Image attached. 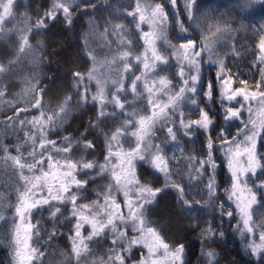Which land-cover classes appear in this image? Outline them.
Segmentation results:
<instances>
[{
  "label": "snow or ice",
  "instance_id": "obj_1",
  "mask_svg": "<svg viewBox=\"0 0 264 264\" xmlns=\"http://www.w3.org/2000/svg\"><path fill=\"white\" fill-rule=\"evenodd\" d=\"M169 3L176 9L174 21L162 0H132L131 7L116 9L118 14L130 18L131 23L119 16H108L103 29L99 28L96 18L89 15L85 44L89 33L103 31L110 42L118 46L116 52L101 60L100 64L114 65L119 61L122 75L112 77L116 90L111 93V102L127 117L110 135L105 134V163L99 165L98 172L92 177L97 179L107 172L109 182L102 190L96 191L95 198L81 199V190H85L90 181L82 178L80 172L95 170L96 162L74 158L81 148L85 151L96 149L94 141L84 133L75 142L67 135L60 139L52 138L53 126L66 118L70 110L71 97L65 98L58 113L47 114L43 108V93L34 105L28 107L7 101L11 115H5L0 121V159L10 162L15 176L8 177L6 184L0 180V200H7L13 209L12 228L18 245V264H33L36 251L33 237L39 225V221H33V211L43 206L49 207L50 215L54 218L70 217L71 231L67 239L77 256L91 248L89 241L94 237L109 231L112 234L109 248L112 264H170L180 261L184 246L177 245L173 249L160 232L149 224L143 213L145 205L155 203L158 195L168 188L175 190L184 208L215 206L225 217L232 219L235 215L237 222L232 226L244 242L245 249L253 257L264 258V231L257 234L252 226V209L264 196V32L252 35L248 47H245L243 43H238L241 38L238 34L232 35L234 30L226 23L217 21L204 27V16L198 14V0H182V3L181 0H169ZM10 5L15 10L13 0H0V9L5 14ZM252 6V0H240L242 11ZM96 7L92 5L93 10ZM83 10H88L87 5ZM73 11V6L66 0H51L50 5L35 19L27 12L23 13L27 32L21 36L19 54L34 56L35 52L31 50L33 29L46 32L49 21L60 16L68 25H72ZM185 16L187 20H194L196 27L201 29L199 41L187 37L173 41L169 32L165 31V24L170 30L174 23L180 32H188ZM109 23L111 32L106 31ZM160 42L167 44L166 53ZM248 53L252 54V64L258 69L257 74L252 80L237 79L238 74H234L229 67V60ZM173 62L176 65L175 80L159 67ZM206 64L215 66V82L209 79L204 85L202 74ZM185 65L192 66L187 76ZM2 71L4 69L0 67ZM148 72L153 73L151 78L147 76ZM129 73H132L131 77ZM80 75V72L75 73L77 77ZM24 85L25 92L31 91L32 84L27 79ZM106 87L104 80H96L92 100L99 105L98 119L105 115L103 105L109 99ZM201 91L208 100L218 99L222 102L224 120H238L235 131L221 127L213 132L215 120L197 99ZM121 93L144 98L147 111L139 114L133 109L131 116H128V101L123 99ZM157 94H163L166 99H161ZM2 95L7 96L8 93ZM84 97V103H87V91ZM186 97L197 108L195 116L185 111L183 102ZM173 111L175 115L171 114ZM29 113H32L30 117ZM169 115L172 119L164 123L162 131L171 143L180 145L178 152L181 155L177 163L184 161L182 171L179 170L183 177L181 181L174 178L168 156L155 148L154 142L149 139L157 122ZM246 117L251 118L252 125L260 122L259 134L248 133ZM98 119L94 126L98 125ZM194 126L201 128L205 134L203 153L186 150L181 141V135L189 139L193 137ZM128 129L135 144L125 151L122 141ZM13 136L15 141L8 143L7 140ZM26 145L29 150L25 154ZM152 148L155 150L150 151ZM217 152L223 156V166L230 176V181L223 187L218 181L220 163ZM173 156L176 154L173 153ZM137 158L147 159L162 176V183L144 182L134 163ZM184 178L189 186L199 188L202 184L201 193L206 191V195L190 194L192 189L186 187ZM13 193L15 200H8ZM220 193H223L222 197ZM65 204L68 206L67 217L64 215ZM4 219V214L0 213V221ZM202 232L207 237H214V223L205 221ZM54 235L55 229L52 228L48 233L49 240ZM208 255L213 257L214 253L209 251ZM57 264H63V261L58 260Z\"/></svg>",
  "mask_w": 264,
  "mask_h": 264
},
{
  "label": "clouds",
  "instance_id": "obj_2",
  "mask_svg": "<svg viewBox=\"0 0 264 264\" xmlns=\"http://www.w3.org/2000/svg\"><path fill=\"white\" fill-rule=\"evenodd\" d=\"M66 2L74 8L72 17L84 9L86 5L90 10L93 4L109 5V0H94V3H87L86 0H66ZM239 4L240 0H199L198 14L202 13L204 16V20L202 21L204 27H207L208 23L214 24L220 21L228 24L234 30L232 35L238 34L240 38H243L246 34L255 35L256 33L264 32V0H252L253 6L246 11H242ZM91 16L96 18L100 29L105 27V20L108 17L107 13L104 16H97L93 13ZM88 18L89 15L85 17V24L78 30L70 27L66 33L51 34L49 42L52 44V47L50 50L38 47L39 41L31 43V50L35 52L34 56L31 54H19V37L14 46L9 45L7 40L0 42V67L4 69V71L0 72V97L28 107L34 105L35 100L40 98L41 93H43V108L46 114L58 113L65 98L71 97L70 110L66 113V118L58 121L52 128L53 139H60L66 135L72 137V133L66 131V126L67 128H71L80 119L81 113L79 110L85 104V91L88 92L87 103L92 101L94 93L92 86L93 84L96 85L97 79L104 80L106 84L110 82L113 85L112 77L122 75L119 61L114 64L115 68L113 64H100L101 60L112 56L118 47L116 44L110 42L109 38L103 34V31L89 33L87 43L85 44L84 34L89 28ZM187 25L189 28L188 32H180L178 30L172 36H170L167 24L164 27L165 31L169 32V36L173 41L185 37L199 41L201 29L196 27V22L189 18ZM106 31H112L110 23L107 25ZM113 39H115V36H113ZM59 40H62L63 43L57 44L56 41ZM164 45L162 49L166 53L168 50L167 44ZM10 48L11 51H9ZM89 53L92 55H89ZM248 61L251 64V68L249 69V77H251L253 73H257L258 69L252 64L251 57H249ZM109 70H111V75H109ZM191 71L192 66L187 65L186 76ZM58 72L61 76H66V79L57 80ZM76 72L81 73L80 77L75 76ZM239 78L240 76H237V79ZM26 79L32 84V89L29 92L24 91ZM13 82L19 84V87H15ZM13 87H15L14 91L12 90ZM4 92H7L8 95L3 96ZM127 112L128 116H131V112L128 110ZM126 118L124 116L121 119L124 120ZM213 118L214 120L216 119L214 115ZM89 119L90 123L88 127H95L94 125H96L98 117ZM171 119L172 116L169 115L162 121H158L156 125H158L159 129H162L164 123H168ZM250 119L248 117L245 118L248 133L259 134L260 122L252 125ZM237 122L238 120H232L230 125L225 123V127L223 128L230 131ZM76 139L73 138V142ZM88 139H92L91 136ZM149 139L154 142L155 148H159L168 156L172 162V174L174 178L177 181H181L183 177L179 170L182 169L184 161L180 160L177 163L181 155L176 147L179 143H171L163 131L157 134L155 128ZM169 147H171V153L168 151ZM155 148L150 149V151L155 150ZM173 153L176 154L175 157ZM143 161L144 164L150 165L147 159ZM142 173L145 176L155 175L150 172V169L143 168V165ZM10 176L13 178L15 176L10 162L0 160V180L5 181L6 184ZM84 179L88 178L84 177ZM86 192L87 189L82 192V195H85ZM5 201L3 207L0 208V213H3L5 216V219L0 221V264H18L16 255L18 245L16 244L12 228L14 222L13 210L9 211L10 205L7 200ZM208 209L220 212L215 206ZM197 211L203 213L205 208L201 207L197 209L193 207L184 208V211H177L170 201L160 200L155 204L145 205L143 213L149 224L155 227L164 238L165 230H176L181 236L187 237L186 240L182 239L179 242L168 240L173 249L177 245L182 244L184 246L182 259L170 262V264H213V261L214 264H235L234 260L228 259L225 255L227 249L221 246L228 243L224 239L227 228L230 227L231 231L237 234V230L232 226L233 224H214L216 235L214 237H207L206 233L202 232L205 221L201 216L196 215ZM233 211L235 212V209ZM252 215V226L256 229L257 234L264 231V196L261 197L259 203L252 209ZM232 220L235 223L237 222L235 215ZM53 228L55 229V235L51 240H49L48 235L46 238H43L40 235V229L34 235L33 246L36 251L33 255V264H57L58 260L63 261V264H112V259L109 258L110 247L106 246L105 240L93 242L89 250L77 256L72 252L69 241L65 244L60 239V230L55 226ZM111 236L112 234L109 236L110 239ZM192 237H195V239ZM231 239L235 241L236 236L232 235ZM241 244L244 247V242L241 241ZM237 247L239 249V245ZM209 251L214 253L213 257H209ZM162 252L163 250H161V254ZM245 252L250 255L246 249ZM61 253H63L62 256ZM246 264H249V262H246Z\"/></svg>",
  "mask_w": 264,
  "mask_h": 264
},
{
  "label": "trees",
  "instance_id": "obj_3",
  "mask_svg": "<svg viewBox=\"0 0 264 264\" xmlns=\"http://www.w3.org/2000/svg\"><path fill=\"white\" fill-rule=\"evenodd\" d=\"M87 3H94V0H86ZM162 2L165 4L170 17L174 21L176 18V9H174L170 3L169 0H162ZM51 3V0H26L24 10L28 14L31 15L33 19H35L36 16L43 13L44 9L48 7ZM182 3V0H181ZM120 6L121 8L129 7V5H126V3L123 0H109V5H97L95 10L88 9V10H81L80 12H77L76 15L73 17V24L68 25L66 21L64 20L63 16H60L58 19L54 21H49V27L45 31H39V30H33L36 34V37L38 40H40V47L45 48L46 50H50L52 47V44L50 41L51 34H58V33H66L68 28H74L78 30L81 26L85 24V17L90 15L91 12H94L96 14H100V16H104L106 13L108 16H113L115 18V14H118L115 10L117 6ZM116 6V7H115ZM185 19L186 23V17H183ZM0 27V42L5 41L3 36L6 35L3 30ZM177 29L175 28V24L173 23L170 26V36L175 35L177 33ZM252 35H245L243 38H241L238 43H243L245 47H248V43L251 41ZM33 40V39H31ZM9 45H14L12 39L10 38L8 41ZM57 44H62L63 41L59 40L56 41ZM11 51V48L9 49ZM249 57L252 58V54L248 53L244 57L241 58H231L229 60V67L232 69V71L235 74H238L240 78H245L252 80L257 73H253L251 77H249V69L251 68V64L249 63L248 59ZM213 65L205 66L203 74H202V82L204 85H206L207 81L209 79L213 80L215 82V75H214V69ZM59 79H66V76H61L60 73H57V80ZM15 87H19V84H16L13 82ZM15 87H13V91L15 90ZM198 102L202 104L207 111H209L210 115H214L216 117L214 121V127L213 132L215 133L218 131L219 128L225 127V123L230 125L232 123L231 120L224 121V109L222 107V102L218 99L215 100H208L205 98L202 94V91L197 96ZM8 99L0 97V121L4 119L5 115H11L10 112V106L7 103ZM185 111L191 112L193 116L197 114V108L196 106H192L188 101H185L184 105ZM80 119L73 124L71 128H67L66 131H70L72 133V138H79L81 133H84V135L89 138L91 136L94 143L97 145L96 149L92 151H85L81 148L80 151L83 154V158L93 160L100 164V161L104 157L105 153V134L110 133V129H108L107 126L104 128H99V125L105 124V117L98 119V125L95 127H88V124L90 123L89 118H97V107L95 103H85L82 108H80ZM32 113H29V117ZM238 126V124L233 125L232 129L230 131H235V128ZM87 130V131H86ZM108 130V131H107ZM107 131V132H106ZM192 131H194V135L191 139L187 137H183L181 135V141L183 142V146L188 151H192L195 153H203L205 151V134L203 133V130L199 127L194 126ZM53 138V137H52ZM15 141V137H10V139L7 140L8 143H12ZM174 144V143H173ZM177 151L179 148V145L176 146ZM28 146L26 145L24 148L25 154L28 151ZM169 153H171V147L168 149ZM217 156L220 163V168H218V181L220 183V187H223L226 183L230 181V176H228L226 169L223 166V156L217 152ZM82 158V157H81ZM2 160V159H0ZM143 165V168H148V166ZM142 165H138L139 174L141 175V179L145 180L149 183L153 184H159L162 183V178L160 175L154 173L151 169L150 172L154 173L155 175H148L145 176L142 173ZM182 171V169L180 170ZM96 175V174H95ZM91 176H88L89 184L87 185V192L85 195H82L85 197V199H92L95 198L96 191L103 189L104 181L102 180V177H97V179H93ZM184 182L186 187H191L192 193L190 194H196L198 196L206 195V191L202 194V184L198 188L196 185L189 186L187 184L186 178H184ZM82 192L84 190H81ZM220 196H223V193H220ZM15 194H11L8 198V200L14 201L15 200ZM160 200H167L170 201L177 209V211H184V208L182 207V202L178 201L177 199V193L173 189H165L162 193H160L157 197V201ZM5 200H0V208L3 207ZM8 202V201H7ZM155 202V203H156ZM153 203V204H155ZM65 207V205H64ZM68 208V207H67ZM65 207L64 215L67 217L68 215V209ZM197 209H200L201 207L197 206ZM12 207H9V211H12ZM197 216H201V218L204 221L211 220L216 225H229L234 224V220L229 219L228 217L222 216L219 211H211L208 208H205V211L202 213L200 211L196 212ZM34 222L39 221L38 229H40V235L43 238H46L49 231L55 226L60 230L61 236L68 235V233L71 231V219L70 217L67 219H62L61 217H52L50 215V209L48 206L39 207L35 210L34 213ZM151 219V217H149ZM165 239L168 240H176L179 242L180 240H186L187 237L181 236L180 233L176 230H165L164 232ZM235 235L236 239L233 241L231 239V236ZM195 239V237H192ZM225 240L228 241L226 245H221L222 247H225L227 251L225 252V255L228 257V259H232L235 261V264H246V262H249V264H264V259L262 258H256L252 257L248 254H246L245 249L243 245L241 244L240 239L238 236L231 231V228H227L225 231ZM239 245V249L238 246Z\"/></svg>",
  "mask_w": 264,
  "mask_h": 264
},
{
  "label": "rangeland",
  "instance_id": "obj_4",
  "mask_svg": "<svg viewBox=\"0 0 264 264\" xmlns=\"http://www.w3.org/2000/svg\"><path fill=\"white\" fill-rule=\"evenodd\" d=\"M123 1L126 3V5H129V7H131L132 0H123ZM3 2H7V0H3ZM13 2L15 4V10H13L11 5L9 6L8 12L6 14H5V12L2 9H0V27L2 28V26H3L4 30L2 29L3 30L2 32H4V34L6 33V35L3 36L4 40L8 41L11 38L13 43H14V45H15V43L17 42V38L19 37V41H20L21 36L26 34V32H27V28H26V26L23 23V21L26 19V17L23 15V13H25L24 6H25V3H26V0H13ZM198 3H199V0H198ZM118 8H121V7L117 6L116 9H118ZM93 13L94 12H91L90 15H92ZM95 15L100 16L99 13L98 14L95 13ZM117 16H119V18H123V19L129 20V23H131L130 18H128L126 16H123V14H115V18ZM186 23H187V17H186ZM33 30H35V29H33ZM145 30H147V29H145ZM34 32L35 31H33V35H32V39L33 40H31V43H35V42L39 41L37 46L40 47V40L35 38L36 34ZM19 44H20V42H19ZM160 46L163 48L165 45H164L163 42H160ZM209 65H213V64H206L205 66H209ZM113 67L115 68V65H113ZM159 67L162 68L163 71L168 73L174 80L176 79V76H175L176 65H175L174 62L170 63L168 65H162L161 64V65H159ZM185 67L187 68V65H185ZM213 67H215V66L213 65ZM109 75H111V70H109ZM152 75H153L152 72H148L147 73V76L149 78H151ZM131 76H132V73H129V77H131ZM106 86H107L106 87V91H107V94L109 96V99L106 100L104 102V105H103V108H104V111H105V115L103 117H105V121L106 122H105V124L101 123L99 125V128L102 129L105 126H107L108 129H110V133H109V135H110L111 132L116 127L121 126L123 124V119H121V118L125 116V113L122 112V111H119L116 108L115 104L111 102V93L116 90L115 86L112 85L110 82H107ZM95 90H96V85L93 84L92 91H95ZM141 91L143 92V89H141ZM121 95H122L124 100L128 101L127 110L129 112H132L133 109H135L137 111V113H139V114H143L145 111H147L146 101H145L144 98H142V97L133 98L131 95H124L123 93H121ZM157 96L160 97L161 99H166V97H164L163 94H157ZM185 101H188L187 97L185 98V100L183 102L184 105H185ZM91 103H95V105H96V107L98 109V107H99L98 102H95V101L92 100ZM114 113H116V114L114 115ZM171 114L175 115V112L173 111ZM154 128L157 130V134H159V132L162 131V129H159L158 125H155ZM130 132H131V130L128 129L123 134L122 146H123L125 151L129 150L135 144V140L131 136ZM104 142H105V153H104L103 156H105V154H106V140ZM115 147H116V145L113 144V148H115ZM262 150H264V148H262ZM81 157L83 158V154L81 152H76L74 154V158H76V159H80ZM103 163H105L104 157L100 161V164H103ZM134 163L136 164L137 168H139L138 165L139 164H141V165L144 164V161L139 159V158H137L134 161ZM100 164L98 163L97 168L95 170H82L80 172L81 177L84 178V177H88V176H91V175H95L98 172V170H99V165ZM144 165H146V164H144ZM146 166H148L154 173L160 175L150 165H146ZM138 173H139V170H138ZM99 177H102V180L104 181V184H103V188H104L105 184L109 182V175H108L107 172H105ZM161 178H162V176H161ZM143 181L146 182V183H149V182H147L145 180H143ZM81 199H85V197L81 196ZM54 203H58V202H54ZM65 207L66 208L68 207L67 204H65ZM35 210L33 211V221L35 219V217H34ZM234 224H235V221H234ZM110 234L111 233L109 231H105L101 235L94 237L91 241H89L90 246L93 245V242H98V241H101L103 239V240L106 241V246L111 247V239L109 238ZM236 235L238 236V234H236ZM67 237H68V235H64V236H61L60 239L65 244H67L68 243ZM238 238H239V236H238ZM262 259H264V258H262Z\"/></svg>",
  "mask_w": 264,
  "mask_h": 264
}]
</instances>
